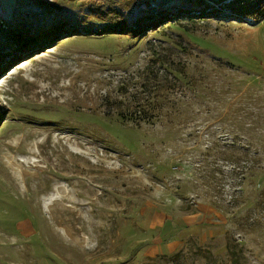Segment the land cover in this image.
<instances>
[{
    "label": "rangeland",
    "instance_id": "1",
    "mask_svg": "<svg viewBox=\"0 0 264 264\" xmlns=\"http://www.w3.org/2000/svg\"><path fill=\"white\" fill-rule=\"evenodd\" d=\"M86 6L0 1V264H264V209L231 198L264 158V19L96 36Z\"/></svg>",
    "mask_w": 264,
    "mask_h": 264
},
{
    "label": "trees",
    "instance_id": "2",
    "mask_svg": "<svg viewBox=\"0 0 264 264\" xmlns=\"http://www.w3.org/2000/svg\"><path fill=\"white\" fill-rule=\"evenodd\" d=\"M87 3V10L96 15L104 23L100 26L93 27L89 30V34L100 36L109 34H125L130 37L138 36L148 27H155L160 23L168 21L177 13L185 16H220L223 14L227 17H235L250 23L260 22L264 19V0H180L181 2L175 8H166L158 2V0H144L140 5V10L134 14L121 8L118 0H81ZM151 3L157 5V11H152ZM218 12H221L219 14ZM132 16H134L132 18ZM35 45H25L22 49H30ZM18 55H12L8 58L13 61ZM5 54L0 50V70ZM6 62V61H5ZM264 136V133L262 134ZM262 151L264 152V145ZM259 147L248 150L252 153L251 158L244 161V165L240 166L237 161L236 168L240 170V177L233 194L231 195L234 204L243 203L245 200L249 202L248 207L264 209V158H256L254 154L259 153ZM246 152V153H247ZM251 186V191L255 193L254 197L242 200L244 195V184ZM253 188V189H252ZM250 192L249 189L245 193ZM251 209V208H250ZM244 219H250L249 215ZM255 222V219H252ZM230 260L236 264L238 257L236 255V244L229 241L226 245Z\"/></svg>",
    "mask_w": 264,
    "mask_h": 264
},
{
    "label": "crops",
    "instance_id": "3",
    "mask_svg": "<svg viewBox=\"0 0 264 264\" xmlns=\"http://www.w3.org/2000/svg\"><path fill=\"white\" fill-rule=\"evenodd\" d=\"M0 1L2 2V1H7V0H0Z\"/></svg>",
    "mask_w": 264,
    "mask_h": 264
}]
</instances>
